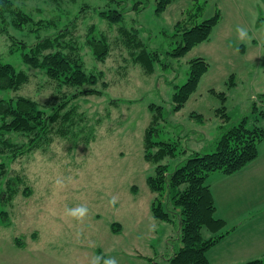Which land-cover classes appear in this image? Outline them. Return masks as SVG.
Segmentation results:
<instances>
[{"label": "rangeland", "instance_id": "rangeland-1", "mask_svg": "<svg viewBox=\"0 0 264 264\" xmlns=\"http://www.w3.org/2000/svg\"><path fill=\"white\" fill-rule=\"evenodd\" d=\"M15 1L35 18L56 14L43 0ZM136 1L76 0L72 2L75 7L67 8L71 13L41 33H54L78 15L79 33L95 24L97 31L113 40L118 36L116 27L100 19L98 11L118 9L124 12L121 25L138 29L145 49L156 52L158 60L153 72L146 73L122 42L115 41L103 61L83 49L85 69L102 71L101 80L106 82L104 87L97 85L102 94L74 101L86 123L94 126V134L88 142L79 143L56 137L44 150L13 161L0 158L7 169L22 170L19 176L24 180L11 204H2L0 199V264H92L95 256L115 257L118 264H170L169 257L181 243L177 221L157 220L150 210L153 194L146 178L154 173L156 164L143 158L144 129L151 120L148 105H161L167 113L154 141L177 142L176 155L160 161L168 171L191 152L212 151L222 131L242 118L248 126L255 123L264 129V0H173L161 13H155L154 0L139 4L140 10L134 8ZM216 11L220 19L209 39L180 58L172 57L179 33L176 23L192 25ZM237 26L248 29L249 39H238ZM35 35L28 28L12 26L8 34H0V60L29 75V81L16 91L0 89V98L24 95L42 105L58 101L61 94L54 82L22 61L21 51L27 47L21 50L20 42L29 44ZM11 41L16 48L12 52ZM195 57H203L208 69L185 105L168 113L171 95L186 80L188 61ZM231 74L235 84L228 88ZM211 89L225 92L227 119L217 112L222 103ZM190 114L201 115L202 120ZM58 179L64 182L63 188L56 186ZM217 181L227 190L232 185L229 177ZM252 186L245 180L232 192L220 193L217 214L225 213L231 196L236 197L230 203L241 216L256 207L260 198L255 201ZM26 187L28 195L23 193ZM4 189L5 180L0 177V194ZM113 198L115 203L110 204ZM79 205L88 208L82 222L65 215L66 209ZM234 216H227L228 224L222 230L229 235L207 251L209 264H239L255 258L250 232L243 225L235 229L232 224L239 222L231 221ZM203 234L208 235L206 229ZM245 243L250 244L243 250Z\"/></svg>", "mask_w": 264, "mask_h": 264}, {"label": "trees", "instance_id": "trees-1", "mask_svg": "<svg viewBox=\"0 0 264 264\" xmlns=\"http://www.w3.org/2000/svg\"><path fill=\"white\" fill-rule=\"evenodd\" d=\"M18 1V0H17ZM20 1V0H19ZM27 1V0H22ZM155 13L163 12L173 0H154ZM52 6L56 13L50 17L35 18L31 13L16 4L15 0H0V34H8L9 27L28 28L35 32L34 40L29 44L21 41L23 63L30 68L40 70L43 75L54 82L61 94L58 101L40 104L35 99L18 95L0 98V158L16 160L37 150H44L59 137L74 143L88 142L94 134V126L85 121V116L79 112L76 99L88 95L102 94L99 86H105L101 80L102 71H87L85 69L83 49L88 48L97 61H103L115 41L122 42L132 54V60L138 63L146 73H152L158 60L156 52H149L139 36L138 29L125 28L121 25L124 12L118 9L98 11L100 19L110 26H115L117 35L113 40L104 31H97L95 24H89L82 33L77 31L78 18L54 33H41L56 25L59 18L71 13L68 6L75 7L76 0H43ZM149 0L136 1L134 8L142 9ZM139 4H141L139 6ZM85 4L84 7H88ZM220 19L219 11L211 17L192 25L176 23L179 33L176 45L171 50V56L180 58L195 45L209 39L212 28ZM14 41L9 45L12 52ZM208 69V63L203 57H195L188 61L186 80L175 87L171 95L169 112L179 111L189 97L196 91L198 83ZM29 81V75L24 70H18L13 65L0 60V89L16 91ZM233 75L228 79V88L234 85ZM63 88H65L63 90ZM69 90V91H68ZM221 100L217 112L227 119L225 92H216ZM47 108L49 110L47 111ZM151 120L144 129L143 158L156 164L154 173L146 178V183L153 198L150 205L152 216L160 221H177L178 237L181 246L169 257L170 264H209L207 251L222 239L228 231H222L225 221L215 217V204L210 186L205 182L213 172L226 175L233 174L258 156V144L264 139V129L257 124L248 126L246 119L226 127L216 139L214 149L210 152L194 151L182 163L168 171L167 165L160 164L166 157L176 155L177 142L154 141L161 121L166 114L161 105H148ZM261 115H264L261 112ZM202 120L198 114H190ZM85 133V134H84ZM185 152V151H183ZM9 170L4 161H0V177L5 180V189L0 194L2 204L12 203V197L18 192L17 186L24 180L23 173ZM21 175V177L19 176ZM23 193L29 194L27 187ZM114 224H112L113 227ZM113 229L117 230L118 228ZM203 229L208 235L204 236ZM239 264H264V256L257 257Z\"/></svg>", "mask_w": 264, "mask_h": 264}, {"label": "crops", "instance_id": "crops-1", "mask_svg": "<svg viewBox=\"0 0 264 264\" xmlns=\"http://www.w3.org/2000/svg\"><path fill=\"white\" fill-rule=\"evenodd\" d=\"M258 162L262 163L261 165H258ZM250 166L249 168H242L241 170L230 174L226 175L221 172H213L210 173L207 178H206V183L210 186L213 199H214V204H215V211L214 215L215 217L221 218L225 221V223L228 224V217L230 213L232 215H235L231 221L239 222L238 225L237 223L232 224L234 228L238 226L244 227L245 230H248L250 232L249 240L251 243V247L256 250V254H254L255 258L264 256V139L258 144V156L255 160H253L251 163H249ZM232 178V185H230V189L227 190V187H225L223 184H220L218 179L221 178ZM250 181L253 183V188L251 189L252 192L255 194V198L257 201L258 198H260L259 203L256 207L246 210L241 216V213L239 210H236V208L230 203V199H235V196H231V198L227 201L226 206L228 205V208H225V213L224 214H217V202L216 199L219 197L220 193L223 195H226V193L232 192L235 190V187L241 184L243 181ZM234 187V188H232ZM253 204V203H251ZM236 212L238 217H236ZM225 215V216H224ZM228 227V226H227ZM233 228V229H234ZM234 229V230H235ZM229 235V234H227ZM226 235V236H227ZM225 236V237H226ZM223 237V239L225 238ZM254 237V238H252ZM250 243H245L243 250L249 245ZM253 258V257H251Z\"/></svg>", "mask_w": 264, "mask_h": 264}, {"label": "clouds", "instance_id": "clouds-1", "mask_svg": "<svg viewBox=\"0 0 264 264\" xmlns=\"http://www.w3.org/2000/svg\"><path fill=\"white\" fill-rule=\"evenodd\" d=\"M237 37L240 41L249 39L248 29L243 26H237L236 28ZM58 188L64 187V182L60 179L56 181ZM110 204L115 203V198L109 201ZM88 214V208L84 205H79L74 208L66 209L65 215L76 221L82 222ZM92 264H118L115 257L107 256H95L92 259Z\"/></svg>", "mask_w": 264, "mask_h": 264}]
</instances>
